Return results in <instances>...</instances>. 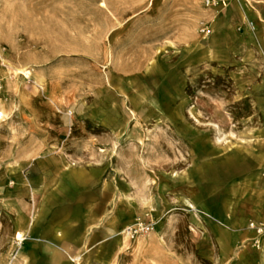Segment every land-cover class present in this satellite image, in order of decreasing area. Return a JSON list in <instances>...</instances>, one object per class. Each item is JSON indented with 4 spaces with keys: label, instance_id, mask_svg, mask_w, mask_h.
<instances>
[{
    "label": "rangeland",
    "instance_id": "1",
    "mask_svg": "<svg viewBox=\"0 0 264 264\" xmlns=\"http://www.w3.org/2000/svg\"><path fill=\"white\" fill-rule=\"evenodd\" d=\"M218 1L0 0V264L38 262L21 255L22 219L35 221L62 166L101 167L106 214L124 231L153 222L135 239L174 218L162 226L182 264H264L260 49L245 42L223 62Z\"/></svg>",
    "mask_w": 264,
    "mask_h": 264
},
{
    "label": "crops",
    "instance_id": "2",
    "mask_svg": "<svg viewBox=\"0 0 264 264\" xmlns=\"http://www.w3.org/2000/svg\"><path fill=\"white\" fill-rule=\"evenodd\" d=\"M224 1L227 6L212 21V45L228 53L223 62L229 60L233 49L245 48V42L252 48L258 47L260 55L253 56L251 62L258 66L257 74L262 81L258 86L264 87V0ZM59 169H52V174L60 172L61 183L50 190L44 188L47 192L35 221L22 219L23 259L37 256L36 264H62L66 256L83 255L84 264H182L176 233L164 231L162 226L173 224L174 218H164L151 233L131 241L124 235L126 222L122 216L106 214L108 200L101 177L103 169L95 167L90 172L77 167ZM68 203L75 207L72 217L57 209ZM220 224L223 223L213 225L218 234L226 232ZM231 245L235 241L232 244L218 240L219 248H227L229 252Z\"/></svg>",
    "mask_w": 264,
    "mask_h": 264
},
{
    "label": "built area",
    "instance_id": "3",
    "mask_svg": "<svg viewBox=\"0 0 264 264\" xmlns=\"http://www.w3.org/2000/svg\"><path fill=\"white\" fill-rule=\"evenodd\" d=\"M220 2H221V4H224L222 1H220ZM205 5L207 7H216L219 5V1L218 0H205ZM201 32L204 35H208V34H210L211 31L209 28L203 27L201 29ZM251 226L254 227V225H251ZM152 228H153V222H151V221H148V222L136 221L133 225L126 227L124 232H125V235L130 240H133L139 234L148 233L149 231L152 230ZM254 228H256V227H254ZM262 229H264V228H258L257 232H261Z\"/></svg>",
    "mask_w": 264,
    "mask_h": 264
},
{
    "label": "bare ground",
    "instance_id": "4",
    "mask_svg": "<svg viewBox=\"0 0 264 264\" xmlns=\"http://www.w3.org/2000/svg\"><path fill=\"white\" fill-rule=\"evenodd\" d=\"M102 4V3H101ZM102 5H104V4H102ZM104 7V6H103Z\"/></svg>",
    "mask_w": 264,
    "mask_h": 264
}]
</instances>
